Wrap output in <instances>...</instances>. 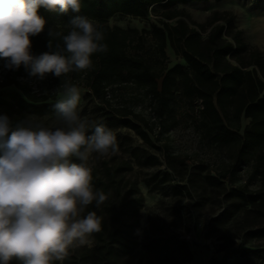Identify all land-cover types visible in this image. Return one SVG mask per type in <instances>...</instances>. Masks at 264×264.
<instances>
[{"label": "trees", "instance_id": "obj_1", "mask_svg": "<svg viewBox=\"0 0 264 264\" xmlns=\"http://www.w3.org/2000/svg\"><path fill=\"white\" fill-rule=\"evenodd\" d=\"M201 1L206 0H81L79 12L71 9L60 12L58 7L48 10L41 6L37 12L46 24L40 34L29 37L31 52L39 55L53 51L57 43L62 47L59 39L53 40L52 49L48 47L49 29L67 34L71 18L84 16L92 20L104 34L107 51L94 53L93 66L88 70L73 71L60 78L55 76L57 85H63L66 79L75 86L79 81L85 82L90 96L110 108L107 120L119 121L151 146H154L150 137L153 126L162 119H168L175 126L176 110L182 107L206 144L231 151L230 161L214 174L194 175L188 172L185 158L166 148L164 161L171 172H154L145 179L146 185L154 190L175 175L185 183L179 186V192L192 188L201 197L221 196L231 206H225L216 219L224 216L230 219L242 213L243 236L264 239V54L256 46L247 44L241 29L233 28V16L229 12H214L208 20L211 28L203 37L200 30L206 28L204 24L187 22L173 8L177 4ZM151 10L161 18L145 31L154 42L149 57L138 50L126 49L128 39L136 40L138 47L143 44L145 38L138 30L111 28L105 24L116 13L145 17ZM219 20L225 23H216ZM167 44L184 59L185 65L167 67ZM16 71L21 76L29 75L23 65ZM129 85L140 89L148 99L155 122L151 123L132 106H113L114 90ZM46 107L28 104L27 109L42 111ZM243 117L249 119L244 126ZM129 153L143 165L153 166L158 162L156 157L141 154L136 147ZM249 161L260 183L255 192L246 185L234 186L237 173ZM132 169V162L119 156L104 158L93 167L92 185L104 192L106 200L99 207L93 203L86 211H94L100 217L101 230L92 234L94 247L72 248L63 264H182L192 257L188 243L176 233L147 238L143 243L145 255L141 253L136 230L144 196ZM235 243L234 236L224 238L220 244L224 253L220 259L212 258L211 264H264V247H233ZM11 264L18 262L13 260Z\"/></svg>", "mask_w": 264, "mask_h": 264}, {"label": "clouds", "instance_id": "obj_2", "mask_svg": "<svg viewBox=\"0 0 264 264\" xmlns=\"http://www.w3.org/2000/svg\"><path fill=\"white\" fill-rule=\"evenodd\" d=\"M41 6L79 12L81 0H0L4 67L23 65L40 79L92 68L91 56L107 51V45L103 32L84 16L71 18L67 34L49 29L48 47L54 39L62 47L57 43L53 51L32 54L29 37L46 24L37 12ZM62 87L53 104L60 122L55 126L32 116L13 125L0 114V264H62L70 249L90 246L92 234L101 230L100 217L86 209L93 203L99 207L106 195L94 189L87 161L93 153L115 154L116 136L102 122L89 128L77 110L80 90L67 79Z\"/></svg>", "mask_w": 264, "mask_h": 264}, {"label": "rangeland", "instance_id": "obj_3", "mask_svg": "<svg viewBox=\"0 0 264 264\" xmlns=\"http://www.w3.org/2000/svg\"><path fill=\"white\" fill-rule=\"evenodd\" d=\"M180 12V17L187 22H197L205 25L200 30L203 37L211 28L208 20L214 12L223 14L229 12L233 16V28L241 29L242 36L247 44L256 46L264 54V0H206L201 2H187L177 4L175 7ZM158 11L161 9L157 8ZM229 15H225L227 17ZM161 15L151 10L145 17H134L128 14L116 13L112 15L105 24L113 28L115 26L123 29H136L138 34L143 35L145 40L138 47L136 40H126L125 46L128 51L138 50L146 57L152 54L154 42L148 31L152 23H158ZM216 23H225L219 20ZM64 29V28H62ZM69 28H66V32ZM167 67L175 64L185 65L183 58L177 56L169 44L166 46ZM4 59H0V114H6L13 125L25 118L32 116L37 122L44 126L52 127L60 122L56 119L53 104L62 97L63 87L57 85L55 76L40 79L38 76H21L16 69L4 67ZM81 93L78 105V113L91 128L96 123L102 122L116 136L118 151L115 154L101 155L93 153L87 161V166L93 169L100 160L119 156L132 162V173L138 178V186L144 196V205L140 210V225L136 230L139 249L145 255L143 243L147 238L157 235L176 233L184 239L191 251L192 257L182 264H211V259H220L224 251L220 250V244L224 238L235 237L236 243L233 247L248 246L256 248L264 247V239L244 237L241 217L237 213L230 219L220 216L225 206H231V202L223 197L206 196L201 197L200 193L192 188L177 191L179 186L185 185L175 175H171L169 181L158 185V188L150 190L145 183L154 172L161 174L171 172L164 161V150L169 149L174 154L185 158V164L190 174L211 172L214 174L222 165L227 164L231 158V151L227 148L216 145H208L202 140L195 130L193 119L182 107L176 110L177 124L171 125L168 119L157 121L153 126L150 137L154 146L144 144L143 140L134 131L120 125L119 121L107 120L109 107L104 106L97 99L90 96V89L85 82L79 81L76 85ZM111 102L113 106L129 105L136 112L142 113L151 123L155 117L149 106L148 99L143 92L134 86H120L112 93ZM110 96V95H108ZM28 104L37 107L47 106L42 111L27 109ZM249 122L248 118H242V126ZM138 148L141 154H150L157 158L158 162L153 165H143L134 159L129 151L131 148ZM234 186L246 185L248 190L257 191L259 180L254 176L251 161L243 165V169L236 175ZM230 186V183L227 182ZM90 246L94 247L93 236ZM71 250V249H70ZM61 264V262H54ZM63 264V262H62Z\"/></svg>", "mask_w": 264, "mask_h": 264}]
</instances>
